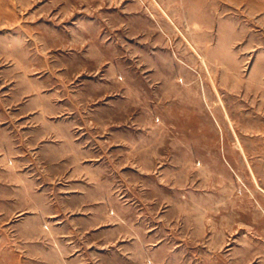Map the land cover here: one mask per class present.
<instances>
[{
  "label": "rangeland",
  "instance_id": "obj_1",
  "mask_svg": "<svg viewBox=\"0 0 264 264\" xmlns=\"http://www.w3.org/2000/svg\"><path fill=\"white\" fill-rule=\"evenodd\" d=\"M0 264H264V0H0Z\"/></svg>",
  "mask_w": 264,
  "mask_h": 264
}]
</instances>
